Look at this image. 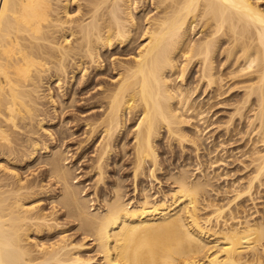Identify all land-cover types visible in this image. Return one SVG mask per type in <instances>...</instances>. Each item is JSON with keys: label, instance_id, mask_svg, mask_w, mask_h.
<instances>
[{"label": "bare ground", "instance_id": "6f19581e", "mask_svg": "<svg viewBox=\"0 0 264 264\" xmlns=\"http://www.w3.org/2000/svg\"><path fill=\"white\" fill-rule=\"evenodd\" d=\"M138 1L0 0V264H92V258L79 251L82 243L71 240L66 243L63 235L58 241L50 242L48 246L52 250L43 256L35 255L32 245L25 242L29 230L37 232L36 229L41 231L48 227L51 230L52 226L58 229L62 226L57 222L51 225L44 209L35 211L33 205L24 208L23 198L42 192L36 190L40 182L22 180L18 171H9V162L6 164L8 160L40 158L42 148L50 154L39 162H43L47 175L59 185L52 199L64 208L67 217L75 220V228L93 240L101 255L96 264H264L263 257H258L261 253L264 255V219L252 221L248 215H242L243 219L228 222L229 217L233 218L231 202L242 196L252 198L254 185L264 184V148H258V143L252 148V171H248L246 182L239 181L226 202L205 203L211 213L204 216L200 212L203 208L201 194L208 191L210 178L202 175L193 179L183 166L177 173L170 174L175 184L170 201L166 195L151 198L144 190L140 201L131 205L117 185L112 190L114 194L105 196L101 206H92V198L82 194L78 181L73 180V171L65 161L64 152L48 149L47 144L41 145L39 138L33 137L37 132L34 125L43 127V121L47 120L44 115L40 117L44 110L40 99L47 96L41 93L45 83L54 79L57 90L61 91L60 82L65 83L69 72L79 70L84 77L89 66L101 64L102 49H110L115 43L124 48L133 46L137 37H144L127 65L120 62L123 67L117 73V81L109 86L106 84L103 99L98 100L99 109L85 124L94 138L102 136L96 155L98 179L102 181V163L119 134H122L120 141L126 138L127 121L136 112L132 135L133 173L137 178L148 163L151 180L160 164L155 141L162 130L182 146L189 142L198 148L202 127L194 124L192 135L186 130L191 124L188 114L195 110L190 100L199 83L204 82L208 88L216 83L219 85L214 54L220 37L229 35L231 50L228 48L229 53H226L236 56L240 50L236 56L237 60L243 59L238 63L240 69L252 68L249 72L252 70L256 74L255 82L247 83L248 90L242 102L251 101V95L254 96L253 113L245 117L256 129L253 131L255 139L264 147V9L252 0H151L156 13L143 18L144 24L142 17L138 19L133 11ZM72 4L76 5L74 13ZM200 22L202 34L193 40L190 33ZM195 65H198L196 84L193 80V86H187V69ZM101 66L95 64L93 68ZM235 68L230 71L233 77L234 72L240 70L238 66L237 70ZM51 92L54 106L60 103L58 113H65L63 99H54ZM74 98L71 95L66 99L71 108L77 104H73ZM237 106H234L236 115L242 112L243 118L247 108ZM124 141L121 148L126 145ZM24 142L28 151L21 148ZM234 207L236 212L241 211L237 203ZM221 222L223 226L216 227ZM38 247L46 248L44 244Z\"/></svg>", "mask_w": 264, "mask_h": 264}, {"label": "rangeland", "instance_id": "374dc122", "mask_svg": "<svg viewBox=\"0 0 264 264\" xmlns=\"http://www.w3.org/2000/svg\"><path fill=\"white\" fill-rule=\"evenodd\" d=\"M139 1L137 2L138 4L136 3L137 4L136 6L138 7H136V9H134L133 11H135L134 12L135 16L136 15L137 17L139 16L138 19L142 17L141 21L142 23L145 24L144 19H146V17H150L154 15L156 13V10L153 7L151 0H141L140 2ZM252 1L259 4V6L264 9V0H252ZM71 7L72 9H74L72 10V12L76 11L75 4H72ZM201 22L196 26L195 30L192 33H190V37L193 40L197 39L199 35L202 34L200 31L201 28L199 30ZM144 24L142 25L144 26ZM141 28L139 29V31L141 30ZM226 35H228V33ZM228 36L220 37L221 39L217 42L218 48L216 49L214 54V61H215L214 69L216 70L217 77L219 76L217 79L219 85H217V83L213 85V87L215 88L214 89L213 87L208 88L207 86H204L206 85L204 82H202L204 85L199 83V87L197 88L198 90H196L193 93L192 95L193 97L190 100V103L193 102L192 104L195 106V110L190 111L189 114L187 112L188 116L190 117L191 124L187 126L186 130L188 131L189 134L191 133L192 135L193 132H191V130L193 129L194 124H198L200 127H202L203 131H202V136L200 138L201 141L200 140L198 141L199 149L195 148V146L193 147L189 142L184 143V146H182L179 142H177V140L171 138L166 131L162 130L160 136L157 137L155 141L157 145L155 147L157 149L158 160L160 164L156 166V171H155L156 176L154 177L155 179L154 178L151 179L152 181L150 180L151 177L149 175L148 163H146L148 168L145 164L143 173L139 174L137 178L134 177V173H133L134 164L132 161H133L134 140L132 135H133V129L135 128V124H136V117H137L136 112L132 113L134 116L132 114H131L132 116L130 115L131 118L129 117L127 121L128 123L126 124L125 127L126 133L124 134V136L126 138H123L122 141L125 140L124 142L126 145L124 146V148L120 147L122 143V141H120V139L122 138V134L120 133L119 136L117 137V140L114 143L113 149L111 151L112 153L110 152L109 156L104 160L103 162L104 164L102 163V170H104L102 181L98 179L99 175L96 169L97 156H98L97 145L100 144V138L102 136L100 137L97 136L94 138V134H91L89 132L90 127H88V125L85 124L86 121L92 119L91 115H93L94 112L97 109H99L98 103L100 102H98V100L103 99V95H104L103 89L105 90V88L108 87L109 84L111 85L117 81V77H118L117 73L122 69L123 67L122 64L127 65V60L129 61L131 60V58H133V55L136 53L135 49L137 50L138 43L143 41L144 37L140 36L137 37L138 40L136 39L134 42L132 41L133 42L132 45L133 44L134 45L133 46L128 45L131 46L132 48L128 46H125L126 48H124V46L119 47L115 43L110 49H106V48L102 49V56L100 60L102 64L101 68L99 67L94 70L93 67L95 66V64L101 65L100 63H94L92 68L91 66H89L88 67L89 70L86 69L85 71L86 73L84 74V77L81 75L82 71L77 70L73 72L74 75L72 72H69L68 76L65 77L64 80L65 83L62 81L60 82V84L62 85L60 89L61 91L57 90L58 84L56 80L53 79L52 81L49 82V84L45 83L44 84L45 86L42 87V89L44 90H42L43 92L41 91V93L44 94L45 92L47 96L44 94L46 97L43 96L42 99H40L42 100L41 102H43L42 108L44 109L41 111L42 114L40 115V117L44 115L46 116L45 119L47 120L43 121V127H40L39 125L36 126V124L34 125L35 126L34 129L35 131L37 129V132H35L36 135L33 134V137L34 138L36 137L35 139L39 138L37 140H39V142L41 141L40 142L41 145L43 143L47 144L49 146L48 149L54 148L59 151L61 150L60 151L61 153L64 152V155L66 156L65 161H67L68 167L71 168L70 170L73 171L72 172V175L74 177L73 180L78 181L79 189L80 190L82 189L81 190L82 194L85 193L86 196L92 198V200L90 201V203L92 202L91 204H93L92 206H98V205L101 206L103 204L104 197L105 196L111 197L114 194L113 189L114 187H117V185L119 186V188H121L120 192L123 194L124 199L126 201H130L131 205L132 204L135 205L137 202L140 201V199L144 195L143 194L144 190L145 191L147 190V192L151 195V198L154 197L160 198L163 195H166V197L170 201L172 188L175 185L173 179L170 178V174L177 173L180 169L185 167L186 169H188V171H190V174H192L191 178L193 179H196L197 177H201L202 175L206 176L207 178H210L209 185L207 186L208 191H203L204 195L201 194L203 201L201 199L202 203L200 202L201 206L203 207L202 210L200 211L202 215L205 216L207 214H210L211 209L205 203H211L212 205H214V203L220 204L226 202L228 200V197L231 194H233V192L235 191L234 189H236L237 185L239 184V181L246 182V179H248L249 177L248 171L250 170L252 171L251 159H252L253 145H256L258 143L259 144V145L257 144L258 148H260L261 150L264 148L262 147L261 141L259 140L260 142L259 143L258 140L255 139L257 138V136L254 135L255 133L253 131H255L256 129L253 126H251L249 118L245 117V116H249L246 114L251 115L253 113V110L251 109L253 104L251 103V101L253 100L254 102V96L251 95L252 96L250 98V100L252 99L251 101L242 102V99L244 100L245 98L244 95L248 90L247 87L249 85H247V83L251 85L252 82H255V80L257 79L256 74L252 70L249 72V70L252 68H249V70L240 69L241 66L238 63H241L243 59L240 58L239 60H237L236 58L238 53L241 52L240 50L236 49L238 50L236 56H234V54H232V56H229L228 48H230L229 46L230 43L228 42L230 37ZM226 54H228L229 57ZM231 63H233L232 66ZM197 66L198 65L192 66L191 67L192 69H190V66L188 67L186 72L187 73L186 80H185L186 84L188 83L187 86L189 85L193 86V84H196L198 78V76H196V74H198ZM235 66L236 68L238 66L240 70L238 72L236 71L234 72L235 74H237V75L234 74L235 77L234 78L233 71L231 73L230 71L233 70ZM221 73H222V77L220 76ZM80 76H82L83 78L82 77L80 78ZM80 80L81 82H79ZM193 80L196 81L193 82ZM218 80H220L221 82ZM216 85L220 87H217ZM48 87H51V89ZM49 91L50 92L52 91L51 94L54 95V99L56 98L63 99V105L66 106L65 108L68 109L67 110L64 108V110H66L65 113L64 111L61 115L58 113L57 108L60 110V106H59L60 103L59 105L55 103L56 105L54 106L53 101H51ZM62 94H64V96L60 97ZM71 95L72 97H75L74 98L75 102L73 101V104L77 102V104L72 105V108L74 107L73 109L71 108V105H69L70 103L67 102L71 98ZM76 98L79 100H77ZM58 101L59 100H57V102ZM95 103H97L96 106H94ZM243 104H246L244 105L246 107H244ZM68 105L70 109L68 108ZM236 105H238L239 108L241 107L240 105H242V107H244L243 108L244 110L247 108V110L250 111L248 112L247 110H245L247 113H245L244 111L243 114L245 115H243L242 118V112L241 115L240 114L236 115L237 113V108L235 109ZM247 105L250 107V109L248 108ZM197 106L200 108H198ZM196 110H198L201 113H198V111ZM55 111H57V114ZM239 111H241V109ZM196 112L198 113V115ZM231 114L233 115L231 116ZM191 116H193V118ZM231 118H233L234 121ZM230 121L231 123L233 121V123L231 124ZM227 122L230 124L227 125L228 124ZM69 127H71L70 130H67V128ZM246 132L247 134H245ZM255 140H257V142H255ZM24 143L26 145V142ZM24 143L22 145L23 147L21 146L20 147L22 148V150L26 149V151H28L29 147L28 145H26L25 147ZM41 150L39 153L41 156L40 158L36 157L34 160L31 161H27L25 159H24L25 161L18 160L17 162L6 160L7 161L6 164L9 162L7 164L9 165L8 170L13 171L14 169L18 171L19 173L18 177L20 176L22 180L24 179V181L27 180L30 182L35 180V182L38 183L40 182L39 183L40 185L37 188L36 187L35 188L36 190L39 189V191L41 190L42 192H39V194L36 195L34 194V196L32 197H27L25 198V200L23 198L24 202L22 203L26 202L24 208H27L26 205H28V207H31L33 205L35 206L33 209L35 211L37 210L43 211L44 209L43 211L44 213L48 212L47 214L46 213L45 214L47 215V218L51 220L49 222L51 225H55V223L57 222V223H61L62 226L60 225L59 229L57 228L58 226H52L51 230L48 227L45 229L43 228V230H41L42 232L37 229H36L37 232H35V229L29 230L28 231L29 237L25 236V238L27 239V240L25 239V242L27 243L29 242L32 245L31 248L32 249L34 248L33 253H35V255L37 254V256H43L46 252L52 250V248L48 246L50 242L53 243L58 241L59 238L62 237L63 235V238L65 239L66 243L70 242V240L73 242H81L82 248H80L79 251L83 253L85 256L92 258L90 259V262H92V264H96L98 263V259H100L101 255L100 252L97 251L93 240L90 239V237L85 236V234H83L78 228H75L77 227L75 220H73V218L71 217H67L64 214V210H63L64 208H60V206L52 199L53 196L51 195H53L55 192L58 191L57 189L59 188V185L56 183V181L54 182L55 180L54 178H51L50 176L47 175L46 171L44 170L45 166L43 165V162H39L46 155L50 154L45 151V148H42ZM244 155H246V157ZM235 202L238 204V208L241 211L239 212L235 211V207H234V205L236 204ZM22 203H19V205H21ZM231 205H232V209L234 210L232 212L233 218L229 216H228L229 218L227 217L228 222L230 223L231 222L234 223L236 220L243 219L242 215H248V218L251 219L252 221H259L260 218L264 219V184L262 186L259 185L258 183L254 185L252 198L242 196L241 198L235 200L234 202L232 201ZM52 216L55 217V219ZM220 224L218 223L216 227L223 226L222 222ZM53 228L54 229L57 228L58 230H54ZM40 244L42 245L44 244L46 248L41 249L40 247H38V245ZM68 246L66 247V249L69 248ZM36 249L39 251H37ZM37 252L38 253L42 252V255L41 253L38 254ZM262 255L263 254L261 253V255H259L258 257L259 258L263 257L261 258V260L262 259L264 260V255L263 256Z\"/></svg>", "mask_w": 264, "mask_h": 264}]
</instances>
